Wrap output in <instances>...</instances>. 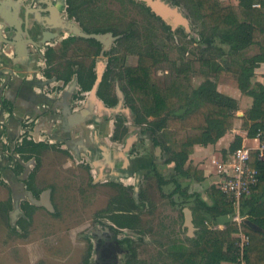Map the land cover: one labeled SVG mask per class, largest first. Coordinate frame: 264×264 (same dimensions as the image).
Returning <instances> with one entry per match:
<instances>
[{
    "label": "flooded vegetation",
    "instance_id": "af4514ba",
    "mask_svg": "<svg viewBox=\"0 0 264 264\" xmlns=\"http://www.w3.org/2000/svg\"><path fill=\"white\" fill-rule=\"evenodd\" d=\"M100 8L104 9L101 5H89L84 2L70 4L68 0H0V53L8 55L12 47L17 45L18 52L22 55L26 44L30 54L39 59V73L35 80L43 82L44 86L40 93L50 102L43 104L44 108L39 114L23 116L19 138L12 146L5 145L6 147L0 151L1 154L9 156L14 169L17 170V163H20L23 167L20 174L22 177L26 176L24 181L32 182L27 186L28 190L24 191L21 199H17L19 201L17 212L16 202L12 205L13 214H10L9 220L14 231H7L5 237L17 243L8 244L2 250V256L6 258L4 264H137L135 231L140 215L136 211V200L138 197L147 198V193L137 190L136 185H141L146 179L152 180L155 183L152 182L153 188L158 187L156 195L161 197L162 191L159 187L162 186L163 180L169 181L165 175L170 169L176 174L178 184H183L181 183L183 178L175 170V162L168 161V152L161 145L155 144L154 135L150 131L144 132L145 137L131 135L125 118L108 116L112 113L105 110L120 103L118 88L121 89V86L115 73L123 69L125 74L126 69L132 65L124 67L123 63L132 62L134 58H137L138 63L141 54L144 53L140 47L143 43V40H140L141 31L135 24L115 23L109 14L105 13V10L100 11ZM142 13L150 22L156 20L143 9ZM25 29L28 30V34L22 36ZM79 32L105 35V38L100 41L93 37H84ZM59 59H64L63 66L56 65ZM63 77L67 78V81ZM10 78H13L10 74L1 76L2 85L8 84L7 80L10 81ZM114 81L115 91L111 85ZM84 85H90V89H85ZM94 87L96 90L92 97ZM123 102L124 106L126 96ZM0 105L2 114L5 110L14 113L3 98L0 99ZM87 110L89 113L85 116ZM44 116L51 118L55 124H60L56 129L63 128L67 141L79 145L87 159L92 161L91 166L97 167L99 177L88 187V193L86 192L88 196L82 193L81 188L79 189L80 195L74 199L77 207L90 205L94 201L100 204V200L104 198V195L100 196L101 190L113 193L107 200H111L109 204L112 203V208L99 207L94 213L87 215L84 213L81 222L65 226L63 230H66L67 244L64 246L59 245L57 240L50 246L44 243L40 245V236L30 239L36 232L31 228L32 225H29L34 219V210L45 209L55 223L57 219H61L60 217H64V220L70 219L67 213L60 214L56 211L57 202L53 199L51 187L42 191L40 195L35 189L34 182L42 164V153L51 148L57 149L56 143L38 138L33 133L32 125L36 117ZM120 126L122 131L127 132L123 134L118 132ZM130 138L134 140L129 149H125ZM24 139L50 145L39 154L41 160L39 166L37 164L36 167L35 158H32L35 160L33 164L31 160H23L16 152V148ZM144 141L151 142L154 153L151 154V150L140 149V142ZM5 143L7 144V139ZM108 145L122 147L108 148ZM59 149L63 154L70 152L77 160L74 151L68 148ZM67 159L69 160V157ZM84 161L85 159L78 163L90 165ZM94 161L97 162V166ZM26 164L29 165V171ZM86 167L88 168L87 165ZM33 172L35 177L32 179L30 176ZM131 179H134V182L130 183ZM27 192L32 193L42 205L31 202L26 195ZM119 222L127 226L120 227L116 224ZM49 227L45 238L52 237L59 231L56 226L52 229V226ZM60 247L67 252L64 260H49L56 259L58 254L56 251Z\"/></svg>",
    "mask_w": 264,
    "mask_h": 264
},
{
    "label": "trees",
    "instance_id": "16d2710c",
    "mask_svg": "<svg viewBox=\"0 0 264 264\" xmlns=\"http://www.w3.org/2000/svg\"><path fill=\"white\" fill-rule=\"evenodd\" d=\"M68 1L70 4L83 3V0ZM183 1L192 19L202 27L199 34L205 48L199 54L198 62L205 80L196 88L191 86L189 77L194 62L189 60L182 63L183 76L177 75L168 86L158 84L153 76V67L157 61L165 60L166 56L162 51L153 49L151 53L141 54L137 65L126 69L123 91L126 102L135 114L134 123L146 125L145 131H150L155 144L168 152V161L175 162V170L183 179L200 183L205 181L204 171L188 164L189 156L194 152L195 145L216 144L231 131L234 113L239 109L235 98L218 90L213 80L216 76L224 73L232 75L238 89L253 98L252 107L247 112L249 122L244 123L249 128V137L254 136L256 128L264 120V84L252 81L255 69L264 63V0H239L236 6L225 5L221 0ZM256 4L262 7H256ZM140 5L148 15L162 21L149 7L142 3ZM162 25L169 29L163 21ZM215 36L230 46L226 53L212 52ZM252 47L257 48V53L249 56L245 52ZM224 55L223 61L221 58ZM63 78L67 81V78ZM84 88L90 89V85H84ZM126 132L121 131L122 134ZM160 134L165 141L158 137ZM240 145H231V151ZM49 147L43 142L24 139L16 152L25 161L35 158L37 167L41 162L39 154ZM17 166V170L23 169L20 163ZM255 166L260 168L261 176L242 206V227L250 236L247 249L249 263L264 264V165L255 163ZM30 177L33 179L35 173H31ZM173 182L175 189L171 196L180 194L187 200L194 199L193 210L201 231L191 246L174 243L168 247L167 253L180 264H223L225 261L233 264V243L239 230L237 223L232 221L223 229L208 226L210 221L231 216L234 212L232 203L214 186L208 192L211 198L209 203L199 193L188 194L187 188L182 189L176 175ZM165 184L167 181L163 180L161 185ZM136 263L145 264L142 261Z\"/></svg>",
    "mask_w": 264,
    "mask_h": 264
},
{
    "label": "rangeland",
    "instance_id": "374dc122",
    "mask_svg": "<svg viewBox=\"0 0 264 264\" xmlns=\"http://www.w3.org/2000/svg\"><path fill=\"white\" fill-rule=\"evenodd\" d=\"M164 1L169 3L172 7H177L180 12H182L189 19L188 28L184 26H178L177 28L173 29L171 26H168L162 19L161 20L169 27V29H165L164 26L162 27V21L158 19L150 22L142 13V6L140 5V3L142 2L138 0H134L133 3H130L127 0H83L84 4L103 6L104 9L100 8V11L105 10V13L109 14L110 18H112L115 23L118 22L120 24H123L124 22H133L136 28L141 31L140 40H143V43L140 47L143 51L142 53L148 54L151 53L153 49H155L160 50L165 54L166 59L157 61V63H155V66L153 67V76L158 84L162 86H168L173 82L177 75L183 76L185 72L181 71V69H183L182 63L183 61L188 62L189 60H191V62H194V64L193 72L191 71L189 79L191 86L196 88L205 80V77L200 72V64L198 62V56L205 48L203 43H201L200 41L199 33L202 30V27L192 19L183 0ZM221 1L225 5H231L234 2V0ZM176 2L180 3L176 4ZM171 29L173 31H171ZM229 48L230 46L227 43H223L219 36L214 37V44L212 49V52L214 54H221L223 52L226 53ZM245 53L249 56H252L257 53V50L255 49V47H252ZM225 57L226 56L224 55L221 60L224 61ZM63 63L64 59H59L56 65L63 66ZM135 63L137 64V58H134L132 62H124L122 66H134ZM257 71L258 74L256 73L254 75L252 79L253 82H257L258 79L263 76L260 73L261 70H259V68ZM115 75L119 79L121 90H123V88L126 86L123 69H121L119 72H116ZM213 80L216 81L218 88H223L222 92L224 93L233 92L236 89L239 90L236 79L230 74H220ZM115 84V81L111 83L112 89L114 91ZM237 92H234L233 95L236 96ZM123 94H125L124 91ZM129 107L130 105L126 102L124 106L122 104V108L124 110H121L118 115L111 114L108 116H118L122 119L125 118L129 127V133H132L131 135L137 134L145 137L146 135H144V132L146 125L138 126L134 123L135 114ZM250 107L251 106L248 101H246V99L244 101L241 100L239 111L234 113V127L231 132L221 138L219 142H217V144L219 143L218 145H215L214 148H211V155L209 157L206 158L202 157V155H197L196 158L198 159L196 160H199V158L202 160L200 163L196 164L195 159L188 162V164H192L193 166L203 170L206 177L205 181L200 183L192 182V180L187 181L185 179H182L181 183L183 184H181L180 186L182 187V189L187 188L188 194L199 193L202 197L207 199L209 203H211L209 201V199L211 200V198L208 192L211 191L213 186L217 188V186L214 185L215 169L212 160L215 157L219 158L221 155H227L228 152L231 151V145L237 146L242 143L244 137L246 138L249 128H246L244 126V123L249 122L247 112L249 111ZM126 108L129 109L128 112L125 111ZM121 128L122 126H120L117 131L121 132ZM158 137H160L161 140L165 141V137L161 134L158 135ZM140 143V149L151 150L150 153H154V149L151 146L150 141H144ZM120 147L122 146L117 145L112 147L111 145H108V148ZM171 147L174 148L175 146L171 143ZM48 153L49 154L46 156V169H43V172L40 173V169L42 167L41 164L37 172V175L39 174L38 179L40 181L41 187L38 188V193L40 195L42 191L51 187L53 189V199L57 202L56 211L60 214L67 213L68 218L70 217V219L64 220V217H60L61 219H57L55 223V221L45 209H36L34 210V219L32 220V223H29V225H32L31 228L36 230V232L34 234L32 233L33 235L30 239L39 238L40 236V245H43L44 243L50 246L57 240V243L59 245L64 246L65 244H67L66 230H63L65 226L70 223L81 222V220L84 219V213H86V215L89 213H94L99 207L112 208V203L109 204L111 200H107L109 199V197L113 196V193H110L108 190H101L100 196L104 195V198L103 200H100V204L98 203V201H94V203L90 205H82L83 207L79 205L77 207L74 199L79 197V189L81 188L83 194L87 192L88 187L91 186V183L94 180H97L99 177L97 169L91 166L92 161L88 160L85 155L83 156V159L86 158L84 162L90 163V165L84 163L79 164L78 162L80 161H77L70 152L62 154L59 148H51L49 149ZM195 153H197V150L195 151ZM44 154L45 152L42 153V155ZM67 157H69V160L67 159ZM168 158H170L169 154ZM86 165L88 166V168L86 167ZM175 175L176 174H173L171 169L166 173L165 176L169 181H167V185L159 187V189L162 191L161 197H158L156 195L158 187L155 188L154 186L153 188L154 182L152 180L146 179L142 182L141 185H136L137 190L147 193V198L138 197V199L136 200V211L138 212V215H140L139 223L137 224V230L135 231V235L137 238V261H142L145 264H180L167 253L168 247L178 242L181 244L183 243L187 246H191L198 239L195 236L197 234H200L201 227L198 226L200 224H198V221L196 220V216L194 214V199L187 200L180 194L171 196L173 190L175 189V184L173 182ZM129 182H134V179H131ZM131 191L133 192V190ZM96 195L97 194L95 192L94 196ZM186 208H188L192 212V230H190L189 225L186 223V215L184 212ZM69 213L72 214V216H70ZM236 215L237 212L234 209V212L233 214H231V216L221 217L216 221H210L208 226L214 227V224L218 225L219 223V226H222L224 228L227 226V224L235 220ZM116 224L120 225V227L127 226L120 222L119 224ZM49 225L52 226L51 229L56 226L59 231H57V233H55V235H53L52 237L45 238L44 235L47 233L46 231L50 229ZM11 226L12 225L9 218H7L5 222H0V234L1 231L3 232V234L0 235V264H4L6 260L5 257H1V255H3L1 251L4 250V247L8 244L17 243L16 241L11 242L4 236L7 231H14L12 228L13 226ZM197 227H200V230H196ZM56 252L58 253L56 259L49 260L63 261L67 252L61 247L57 249Z\"/></svg>",
    "mask_w": 264,
    "mask_h": 264
},
{
    "label": "crops",
    "instance_id": "0c3cea01",
    "mask_svg": "<svg viewBox=\"0 0 264 264\" xmlns=\"http://www.w3.org/2000/svg\"><path fill=\"white\" fill-rule=\"evenodd\" d=\"M238 4H239V0H234V2L231 5L236 6ZM256 7L260 8L262 7V5L256 4ZM27 34H28V30L25 29V31H23L22 36H25ZM27 47L28 46L25 44V50L22 55L18 52L17 45L12 47L8 55H4L3 53H0V77L7 76L9 74L13 76L12 79L10 78L11 79L10 81L7 80L8 84L4 83V85H2V82L0 81V99L3 98V100H5L8 103L9 107H11L14 111V113L11 114L10 110H5L4 114H2V108L0 105V151L5 145L12 146L15 143V140L19 138L23 127V123H22L23 116L26 115L35 116L39 114L41 110L44 108L43 104H48V103L50 104V102H48L45 99L42 93H40V91L43 89L44 86L43 82L35 80L36 75L39 73V68H38L39 59L35 55L30 54V50L27 49ZM255 49L257 50L256 47ZM258 68L259 70H261L260 73L263 76L259 78L257 82H261L264 84V63H261L260 66L257 67V69H255L256 70L255 74L256 73L258 74L257 71ZM218 90L222 92L223 88L220 87L218 88ZM234 92H237L236 96L233 95ZM225 93L235 98L238 101L239 107L241 105V100L244 101L245 99L252 107L253 104L252 98L250 96H247L246 94H243L240 90L236 89L233 92H225ZM59 125L60 124H55L51 118H45V116L39 118L36 117L35 123H33L32 125L33 126L32 129L34 130L33 132L34 135L37 136L38 138L49 139L51 143L53 144L56 143L57 148H61V149L68 148L70 151L72 152L74 151L73 153L76 156L77 161L84 160L83 156L85 155V153H83L80 150L79 145L76 146L72 144V141L71 142L67 141V138L64 135L65 132L64 129L63 128H60L59 130L56 129ZM229 132L226 134H229ZM4 135L6 137H4ZM6 139H7V144L5 143ZM82 141L83 140L80 139L81 143H83ZM218 144L217 143L210 144L208 146L195 145L194 150L195 151L197 150V153H195L194 151V153L190 155V159L188 160V162L195 159L196 164L200 163L202 160L200 158L199 160H196L198 159L196 158L197 155H202V157H206V158L209 157L211 155V148L212 147L214 148L215 145ZM48 152L49 150L45 152L46 155L45 154L43 155L42 158L43 163L40 169V173L43 172V169H46L45 168L47 166L46 156L49 154ZM30 160H31L30 162L35 164L34 159H30ZM94 164L95 166H97V162L94 161ZM24 178L26 180V176L24 175V177H22V174H20V170L17 171L12 167V162L9 156L3 155L0 152V222L1 223L5 222V220L9 218L11 213L13 214L12 205H14L16 199H21L20 197H22L24 191L28 190L27 186L31 185L30 183L32 182L30 181L25 182ZM38 178H39V174L36 176V181L34 182V184L36 185L35 189L37 190L38 188H41L40 181ZM192 182H196V181L193 180ZM216 226H219V223L218 225L214 224V227L211 226L209 227L223 229L222 226L219 227ZM196 230H200V227H197ZM2 234L3 232L1 231L0 235ZM4 236H6V234ZM195 237L198 238L199 234H197ZM228 263H229L228 261L223 262V264H228Z\"/></svg>",
    "mask_w": 264,
    "mask_h": 264
},
{
    "label": "built area",
    "instance_id": "2783aa9c",
    "mask_svg": "<svg viewBox=\"0 0 264 264\" xmlns=\"http://www.w3.org/2000/svg\"><path fill=\"white\" fill-rule=\"evenodd\" d=\"M212 163L215 169L214 185L237 212L234 222L239 230L233 243V264H250L247 258L250 236L242 227L244 217L241 208L260 180L261 171L255 163L264 165V120L256 128L254 136L247 134L239 147L227 155L213 158Z\"/></svg>",
    "mask_w": 264,
    "mask_h": 264
},
{
    "label": "water",
    "instance_id": "95a60500",
    "mask_svg": "<svg viewBox=\"0 0 264 264\" xmlns=\"http://www.w3.org/2000/svg\"><path fill=\"white\" fill-rule=\"evenodd\" d=\"M142 3H144L145 6L149 7L150 10L156 14V16L160 17L168 26H171L173 29L177 28L178 26H184L186 28H188L189 26V19L182 13L180 12V10L177 7H172L170 6L169 3L165 2L164 0H138ZM82 36L90 38H96L100 41H103L105 38V35H97V34H86L83 32H79ZM100 81L102 79V73L100 72ZM98 84V83H97ZM95 90L96 87H94V90L92 91V97H94L95 95ZM118 94L120 97V103L118 106L114 107V108H107L105 109L108 113H120L121 110H124L122 108V103L124 100V94L122 92V90L120 88H118ZM95 99V98H94ZM125 111H129L128 108L125 109ZM89 111H85L84 114L88 115ZM85 115V116H86ZM134 140V138H130L128 140L127 146L125 149H129L130 145L132 144V141ZM27 167V171H29V165L26 164ZM49 191L46 192V196H48ZM26 195L28 196V198L30 199L31 202L37 204V205H42V203L35 199L34 196L32 195V193L27 192ZM16 212L18 211V204L19 201L16 199ZM185 215H186V223L189 225L190 230H192V212L186 208L184 210Z\"/></svg>",
    "mask_w": 264,
    "mask_h": 264
}]
</instances>
